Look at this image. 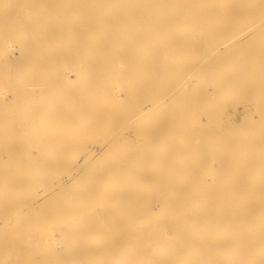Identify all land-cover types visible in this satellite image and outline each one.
Masks as SVG:
<instances>
[{"label": "bare ground", "instance_id": "6f19581e", "mask_svg": "<svg viewBox=\"0 0 264 264\" xmlns=\"http://www.w3.org/2000/svg\"><path fill=\"white\" fill-rule=\"evenodd\" d=\"M0 186L39 257L264 264V0H0ZM116 191L147 205L88 204ZM102 212L129 243L92 256L113 248L88 230Z\"/></svg>", "mask_w": 264, "mask_h": 264}, {"label": "rangeland", "instance_id": "374dc122", "mask_svg": "<svg viewBox=\"0 0 264 264\" xmlns=\"http://www.w3.org/2000/svg\"><path fill=\"white\" fill-rule=\"evenodd\" d=\"M36 94H38V92L36 93ZM9 119H11L10 117H11V113L10 112H7V115H6ZM98 147V146H97ZM94 148V147H93ZM97 149V148H96ZM81 157V155L78 157V159ZM63 182L65 181V178H63V180H62ZM58 188V187H57ZM74 188H76V189H78V188H81V189H86V188H91V189H101V188H104V187H99V186H91V187H81V186H77V187H74ZM2 189H4V187H1L0 186V190H2ZM53 195V196H52ZM52 195H51V197H52V199H53V202L52 203H55V201H56V199L58 198V196H59V193L58 192H54V193H52ZM73 195H74V193H69L68 195H66L65 197H68V196H72L73 197ZM163 195H164V193H163ZM4 196V195H3ZM89 196H91V194H89ZM104 196H107V195H102V193H100V192H98V193H95V195H94V197L93 198H90V200H89V203L88 204H91V205H94V204H103V206H105V207H107L109 204H113V205H116L117 207H115V210H118V209H124V207H127L128 208V205H129V208H131V206L136 210L137 208H141V209H143L146 205H147V200H146V198L143 196V194L142 193H138V194H136V195H133V196H127L126 195V193L125 192H122V191H116V192H114V194L113 195H110V196H108L107 198L105 197V198H100V197H104ZM0 199H2V198H0ZM6 203H8L9 205H10V201L9 202H6ZM17 203V201L15 202V204ZM8 204H6V205H8ZM14 204V202H12L11 201V209H12V211H13V209H14V211L16 210V208L18 207V209H20L21 208V205H18L19 203H17L16 204V206H14L13 205ZM22 204V203H21ZM24 205H25V203H23ZM22 204V205H23ZM28 204V203H27ZM30 204H32V203H29V205ZM18 205V206H17ZM16 207V208H15ZM24 207V208H23ZM11 209H10V211H11ZM17 209V210H18ZM24 209V211L26 212V210H27V208H25V206H22V210ZM133 209V210H134ZM4 210V209H3ZM1 210L2 212H0V217H2V218H0V221H2V219L3 220H6V222L5 221H3L4 223H9V221H11V219H10V215L11 214H9L10 212H8V210L6 211V210ZM22 210H20L19 212H21ZM38 211H39V209H37ZM44 210H46V209H44ZM47 210H48V208H47ZM4 212H8V214L9 215H7V214H5V215H7L8 217H9V221H8V219H4L5 218V216L4 215H2L1 216V213L2 214H4ZM17 213H18V211H16ZM36 212V211H35ZM42 213H43V211H41ZM41 212H40V214H41ZM14 213V214H13ZM16 213V214H17ZM27 213H29V214H26L25 215V213L23 214L24 216L23 217H27V220H28V218L29 217H33L32 219H34L35 221V223L40 227L41 225H40V223L39 222H41V221H43V219L44 218H41L40 220H39V218L38 217H40V216H42V215H40V214H34V213H30V212H27ZM21 214H22V212H21ZM32 214V215H31ZM104 214H106V212H102V213H100V214H98L97 215V218H95V219H92V220H89L90 222H89V226H88V230L89 231H91L93 234H97V235H99V237H100V241L101 242H103V243H107V245H106V248H110V247H113V248H111V249H108V250H105V251H99L100 249H105V248H95V246L93 247V248H91V249H89V254L90 255H95V254H99V255H103V253L104 254H106V255H109L110 254V250H113V251H115V252H120L121 250H122V248H124V246H126V245H128V243H129V241H128V239H126V240H120V241H118V240H112V241H114L113 243H110V242H112V241H110V236H109V234H108V232L110 231V228L109 229H107V228H105L106 226H109V224H110V226L115 230V228H117V226H119V228H124V230H123V234L124 233H127L128 231H130L131 229H130V220L128 219V220H126V218H123V216L125 215V213L124 214H119V213H117V216L116 217H114V218H112V220L113 221H107V220H109L110 218H108L107 217V215H104ZM13 215H15V212H12V217L11 218H14L15 219V217L18 215H20V213H18L17 215H15V217L13 216ZM45 214H43V216H44ZM46 215H49V213H47ZM45 215V220H44V224L42 223V226L43 225H45L46 224V226H47V222L48 221H46V218L48 219V216H46ZM17 216V217H18ZM50 216V215H49ZM4 217V218H3ZM110 217V216H109ZM121 218V219H118V218ZM19 218V220H21L20 219V217H18ZM18 218H16L15 220L17 221V219ZM22 218V217H21ZM38 218V219H37ZM24 219V218H23ZM39 220V222H37V220ZM118 219V220H117ZM15 220H13V221H15ZM26 220V219H25ZM24 220V221H25ZM26 220V221H27ZM30 221H33V220H31V219H29ZM28 220V221H29ZM51 220V219H50ZM49 220V221H50ZM53 220V219H52ZM15 221V222H16ZM22 221V220H21ZM20 221V222H21ZM27 221V223H23V224H25V226L26 227H28L26 224H31V222L29 221L28 222ZM106 221V222H105ZM3 222H2V225H1V222H0V225L3 227V225H5V224H3ZM15 222H12V224L14 225V223ZM114 222H115V224H114ZM128 222H129V225H128ZM11 223V222H10ZM8 224V225H6V227L4 226L3 228H0V230L2 231L4 228V230H6V232L3 230L2 231V233H1V231H0V237H2V239H0V244H1V246H2V244H3V242L5 243V246H4V248H3V252L8 248L9 250H10V252H9V250H8V253H10L9 255L7 254V250L4 252L5 254H6V256H3V257H7V256H9L8 258L10 259L9 261H10V263H9V261H6V262H8L7 264H12V262H15V264H22V261L20 262V259H18V258H16L17 256H16V254H14L16 257H13L14 255H13V253H19V254H21V255H19V258H20V256H21V258H22V260L24 259L23 257H25V259L24 260H26V256L25 255H27V254H24L23 255V253L25 252V253H28L27 251L29 250V253H31L32 255H31V257H28L29 259H27L28 261L30 260L31 262H28V263H26V262H24V264L26 263V264H36V258H37V260L39 259V261H40V259H41V256L43 255V254H45V252H46V254L45 255H49V253H51L50 255L51 256H49V257H52V258H48L47 256H45V255H43V257L44 258H46V261H47V263L46 264H48V260L49 259H51V264H61V263H66V264H69L70 262V258L67 256H65L64 254H65V251L64 250H57L55 247H53L52 248V251L50 250L49 251V253H48V250L47 249H50V248H44V249H42V250H44V253L42 254V252L43 251H41L40 253L42 254L40 257L39 256H36V255H40V254H38V253H36L35 251V246H34V242L36 241V238L39 236V232H40V234L42 233V230H41V227H40V230L41 231H39V229L37 228L36 230L37 231H33V229L36 227H33V229L31 228V230L29 229V230H27V228H25L24 229V225H22L23 226V228L21 227L20 228V225H19V227L18 226H15V227H18V229L20 228L21 230L23 229L24 231H26V232H30L31 231V233H33L31 236H30V234H27L26 233V235H25V232L23 233V231L22 232H20L18 229V231L16 230V228L15 227H13V225H11V224ZM15 224H17V222L15 223ZM33 224V223H32ZM50 225V224H49ZM0 226V227H1ZM8 226H10V229H8L7 230V227ZM31 226V225H30ZM29 226V227H30ZM42 229H43V232H44V230L46 231V229H48V230H50V227L49 228H44V227H42ZM130 229V230H129ZM10 230V232H9V235H6V236H8L9 238H11V236L12 237H14L13 239H11L10 240V243L8 244L7 242H9V241H7L8 239V237L6 238V236H5V234H7V231H9ZM13 230V231H12ZM11 231H12V233H11ZM4 232V233H3ZM17 232L19 233L20 232V234H17ZM34 232H36L35 234H34ZM17 234V235H15V234ZM22 233V234H21ZM12 234V235H11ZM20 235V236H19ZM35 235V236H34ZM36 235H37V237H36ZM44 235V236H43ZM41 234V236L40 237H38V238H40L41 239V244L43 243V245H48L47 247H50V242L48 241V238L46 239V238H44L46 241H47V244H44L46 241H44L43 240V237H46V232L44 233V234ZM15 236H19V238H23V237H29V239H30V241L31 242H27V241H23V239H20V241H21V247H19L20 245L17 243L18 241V239L16 240L15 239ZM27 237V238H28ZM31 237V238H30ZM115 237H116V233H115ZM124 237V236H123ZM6 238V239H5ZM26 238V239H27ZM15 239V240H14ZM3 240V241H2ZM13 240V241H12ZM25 240V239H24ZM38 240V239H37ZM6 241V242H5ZM15 241H17L16 243H14ZM19 241V242H20ZM12 242L14 243V244H16L18 247H14V245L12 246V247H14L15 249H16V251H14L13 252V250H14V248H11V244H12ZM22 242H27V246H28V249H27V246H24V245H26V244H23ZM120 242V243H119ZM6 243H7V245L9 246H7L6 245ZM31 244V248L29 247L30 246V244ZM22 244H23V248H22ZM131 244V243H130ZM129 244V245H130ZM3 247V246H2ZM24 247H26V249H27V251L24 249ZM105 247V246H104ZM19 248V249H18ZM31 249V252H30V249ZM41 248L42 247H40V250H41ZM25 251H24V250ZM38 249V248H37ZM18 250H19V252H18ZM53 250H55V251H53ZM22 251H24L23 253H22ZM38 251V250H37ZM13 252V253H12ZM39 252V251H38ZM35 253H36V255H35ZM4 254V255H5ZM12 254V255H11ZM30 254H28L27 256H29ZM36 256V258H35V256ZM42 257V258H43ZM8 258H7V260H8ZM11 258H16V260L18 259V261H19V263H16V261H12L11 262V260H14V259H11ZM43 258V259H44ZM48 258V259H47ZM6 259V258H5ZM34 259V260H33ZM4 260V259H3ZM57 260H59L57 263H55ZM97 260V259H96ZM50 261V260H49ZM4 262V261H3ZM6 262H5V264H6ZM38 262V261H37ZM40 262H45L44 260L43 261H40ZM39 262V263H40ZM84 262H85V264L86 263H89V261H87L86 262V260L85 261H79V262H77L78 264H80V263H83L84 264ZM105 262H107V259L105 258V259H103V258H101V259H98L97 260V264H104ZM115 262H118V261H115ZM38 263V264H39ZM76 263V264H77ZM14 264V263H13ZM40 264H42V263H40ZM43 264H45V263H43ZM71 264V263H70ZM72 264H74V263H72ZM92 264H94V263H92Z\"/></svg>", "mask_w": 264, "mask_h": 264}]
</instances>
